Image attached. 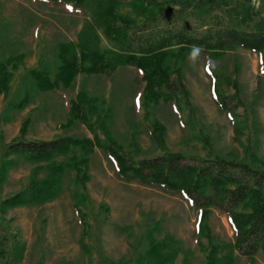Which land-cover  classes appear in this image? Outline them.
I'll return each mask as SVG.
<instances>
[{"label": "rangeland", "instance_id": "rangeland-1", "mask_svg": "<svg viewBox=\"0 0 264 264\" xmlns=\"http://www.w3.org/2000/svg\"><path fill=\"white\" fill-rule=\"evenodd\" d=\"M252 3L257 6L258 0ZM85 20L86 15L70 4L0 0V61L24 53L13 70L8 91L0 93V161L16 158L0 185V201L26 186L37 165L6 155L7 145L60 135L92 137L93 130L82 120L67 128L57 126L66 120L71 99L80 89L111 106L109 133L123 146L119 152L133 162L170 151L180 152L192 161L191 157L218 154L264 168V75L259 72L258 55L249 49L237 46L211 58L199 48L194 61L188 57L179 64L188 94L178 92L174 98L177 103L160 101L148 113L140 103L136 70L126 65L117 67L109 77L79 74L68 88L36 89L26 70L41 62L53 75L57 64L54 45L75 40ZM100 38L102 46L110 45L102 34ZM208 64L219 93L226 97L225 110H220L212 97ZM171 78L175 80L176 74L172 73ZM24 96L27 103L20 108ZM90 119L92 123L94 118ZM154 119L165 126L163 147L155 145L146 129L145 124L152 127ZM93 127L104 143L102 129ZM130 131L135 135V145L128 136ZM45 173L44 169L37 171L39 177ZM87 173L89 178L79 184L67 170L57 198L0 213V233L8 237L7 254L0 264H100L102 259L119 262L146 247L149 229L157 239L168 234L177 241L179 251L173 264H203L210 236L219 245L234 243V231L224 212L210 208L203 222L209 231L199 233L196 208L178 193L118 178L98 145L90 155ZM75 193L77 199L72 196ZM75 202L88 225L83 241L89 254L79 246L81 224ZM232 258V264H264L261 250L252 261L236 250Z\"/></svg>", "mask_w": 264, "mask_h": 264}, {"label": "trees", "instance_id": "trees-1", "mask_svg": "<svg viewBox=\"0 0 264 264\" xmlns=\"http://www.w3.org/2000/svg\"><path fill=\"white\" fill-rule=\"evenodd\" d=\"M33 1L70 4L86 15L75 40L54 45L57 64L53 75L41 62L26 70L25 75L41 91L68 88L79 74L109 77L117 67L126 65L136 70L135 80L141 86L140 103L148 113L160 101L177 103L174 98L178 92L188 94L179 64L196 48L203 49L211 58L237 46L249 49L258 55L259 72L264 75V0H258L257 6L252 0ZM101 34L109 46L101 45ZM23 57L24 53L20 52L0 61V93L8 91L13 70ZM206 72L211 78L215 103L220 110L227 109L226 97L219 93L209 64ZM172 73L176 74L175 80L171 78ZM26 103L24 96L19 107ZM111 113V106L103 98L80 89L71 99L66 120L57 126L67 128L76 120H82L93 130L92 137L60 135L49 140L17 141L7 145L6 155L12 154L37 165L26 186L0 201V213L3 215L16 207L42 205L57 198L67 170L72 171L75 183L84 184L89 178L90 155L98 145L118 178L178 193L190 207L196 208L199 233L209 231L203 222L210 208L224 212L234 231V243L219 245L210 236L203 264H232L234 250L250 261L257 251L264 252V168L218 154L191 157L192 161L180 152L170 151L133 162L119 152L123 146L109 133ZM91 117L94 118L92 123ZM26 122L27 119L22 123L23 128ZM93 124L104 132V143ZM145 125L155 145L163 147L165 126L157 119L153 120L152 127ZM128 136L135 145V135L130 131ZM14 164L16 158L0 161V185ZM42 169L46 173L39 177L37 171ZM77 194L72 196L77 199ZM77 204L73 206L81 224L79 246L83 253L89 254L90 249L83 241L88 225ZM7 240L8 237L0 233V259L7 254ZM178 251L177 241L171 236L166 234L157 239L153 229H149L146 247L138 249L134 257L119 262L102 259L100 264H173Z\"/></svg>", "mask_w": 264, "mask_h": 264}, {"label": "clouds", "instance_id": "clouds-1", "mask_svg": "<svg viewBox=\"0 0 264 264\" xmlns=\"http://www.w3.org/2000/svg\"><path fill=\"white\" fill-rule=\"evenodd\" d=\"M198 51H199V49L196 48L195 51L191 52L190 55H189V59L194 61L196 59Z\"/></svg>", "mask_w": 264, "mask_h": 264}]
</instances>
